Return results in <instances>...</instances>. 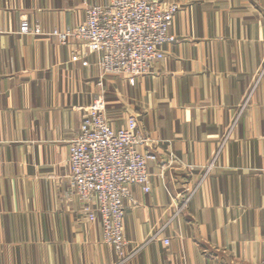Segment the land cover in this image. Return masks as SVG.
Listing matches in <instances>:
<instances>
[{
    "label": "crops",
    "instance_id": "crops-1",
    "mask_svg": "<svg viewBox=\"0 0 264 264\" xmlns=\"http://www.w3.org/2000/svg\"><path fill=\"white\" fill-rule=\"evenodd\" d=\"M157 1L180 6L176 42L131 85L54 35L111 0H0V264H120L70 182V145L98 97L157 156L151 192L126 202L122 264H264V0ZM24 20L44 35H21Z\"/></svg>",
    "mask_w": 264,
    "mask_h": 264
},
{
    "label": "built area",
    "instance_id": "built-area-1",
    "mask_svg": "<svg viewBox=\"0 0 264 264\" xmlns=\"http://www.w3.org/2000/svg\"><path fill=\"white\" fill-rule=\"evenodd\" d=\"M179 12L180 6L176 3L111 0L106 6H89L83 24L54 35L63 44L68 39L79 41L85 50L100 55L105 73L124 75L135 85L138 78L149 74L154 65L164 59L162 47L176 42L170 28ZM20 34L44 35L38 24L31 25L27 20L21 23ZM86 57L85 51L77 50L72 62L87 67ZM145 141L134 117H130L123 128H115L106 116L105 101L98 97L86 109L70 145L71 186L91 221L98 220L96 213H99L104 241L114 247L120 264L128 259L124 220L126 202L136 204L132 188L137 186L144 193L151 192L148 163L156 161L157 156L141 151Z\"/></svg>",
    "mask_w": 264,
    "mask_h": 264
}]
</instances>
